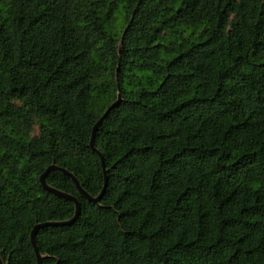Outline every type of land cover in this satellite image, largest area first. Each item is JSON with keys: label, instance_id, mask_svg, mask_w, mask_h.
<instances>
[{"label": "trees", "instance_id": "obj_1", "mask_svg": "<svg viewBox=\"0 0 264 264\" xmlns=\"http://www.w3.org/2000/svg\"><path fill=\"white\" fill-rule=\"evenodd\" d=\"M52 164L41 264H264V0H0L3 264Z\"/></svg>", "mask_w": 264, "mask_h": 264}, {"label": "water", "instance_id": "obj_2", "mask_svg": "<svg viewBox=\"0 0 264 264\" xmlns=\"http://www.w3.org/2000/svg\"><path fill=\"white\" fill-rule=\"evenodd\" d=\"M121 42H122V38L120 39V45H119V49H120V46H121ZM120 101V94L119 92L117 93V98L114 102H112L104 111V113L101 115V117L96 121V123L94 124L93 126V129H92V134H91V140H90V147L92 149H94V146H93V139H94V133H95V130L97 128V126L100 124V122L105 118V116L107 115V113L113 108L115 107ZM95 150V149H94ZM97 153L100 155V153L97 151ZM100 158H101V155H100ZM104 168V166H103ZM51 170H60L62 171L63 173L69 175L71 177V179L74 181L79 193L84 196L85 198H87L88 200L94 202V203H98V201L101 199L103 193H104V190H105V187H106V176H104V184H103V187L100 191V193L96 196V197H92L90 196L79 184L78 180L70 173L68 172L67 170L61 168V167H58L54 164L52 165H49L45 171L39 176V182L40 184L42 185V187L54 194H57V195H60V196H63L69 200H71L73 203H74V207H75V211H74V215L66 220V221H61V222H45V223H41V224H37L33 227L32 231H31V234H30V240H31V243H32V246L34 248V253H35V258H36V264H41V255L39 254L38 252V249L36 247V244H35V232H36V229L38 227H41L43 225H55V226H61V225H65V224H70L72 223L73 221L76 220V218L78 217L79 213H80V205H79V201L76 197L72 196V195H69V194H66L62 191H59L55 188H52L50 186H48L45 182V176L46 174L51 171ZM104 175H105V170H104ZM0 264H3L2 260L0 259Z\"/></svg>", "mask_w": 264, "mask_h": 264}, {"label": "rangeland", "instance_id": "obj_3", "mask_svg": "<svg viewBox=\"0 0 264 264\" xmlns=\"http://www.w3.org/2000/svg\"><path fill=\"white\" fill-rule=\"evenodd\" d=\"M199 30H200V28L198 27V28L194 29L193 31H194V32H198ZM126 85H130V84H126ZM99 95H102V90H101V88H100V93H99ZM35 132H36V127H35Z\"/></svg>", "mask_w": 264, "mask_h": 264}]
</instances>
